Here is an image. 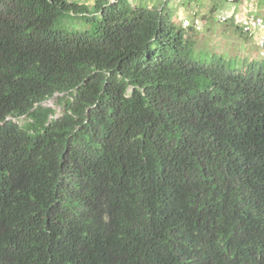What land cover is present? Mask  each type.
<instances>
[{
  "label": "trees",
  "instance_id": "16d2710c",
  "mask_svg": "<svg viewBox=\"0 0 264 264\" xmlns=\"http://www.w3.org/2000/svg\"><path fill=\"white\" fill-rule=\"evenodd\" d=\"M172 15L0 0V264H264V61Z\"/></svg>",
  "mask_w": 264,
  "mask_h": 264
},
{
  "label": "rangeland",
  "instance_id": "374dc122",
  "mask_svg": "<svg viewBox=\"0 0 264 264\" xmlns=\"http://www.w3.org/2000/svg\"><path fill=\"white\" fill-rule=\"evenodd\" d=\"M91 9L95 0H66ZM165 0H129L132 6L159 8ZM167 1V0H166ZM173 10L172 22L177 28L191 27L189 37L195 43L194 56L206 59L208 55L236 61L240 70H246L251 63L264 61V0H169ZM253 21L260 23L259 28H252L250 33L244 27ZM87 26L81 22L67 24L68 29ZM57 97L41 103L44 108L54 111V118L62 113L57 104ZM17 125L23 118L13 121Z\"/></svg>",
  "mask_w": 264,
  "mask_h": 264
},
{
  "label": "built area",
  "instance_id": "2783aa9c",
  "mask_svg": "<svg viewBox=\"0 0 264 264\" xmlns=\"http://www.w3.org/2000/svg\"><path fill=\"white\" fill-rule=\"evenodd\" d=\"M229 1L234 2L236 0H229ZM259 27H260V23L257 22V21H253V23L251 24L250 27L247 26V25L244 27V31L250 33V31H251L252 28H255L256 29V28H259ZM262 43L264 44V41H262Z\"/></svg>",
  "mask_w": 264,
  "mask_h": 264
}]
</instances>
